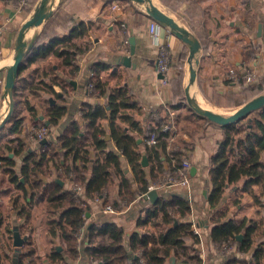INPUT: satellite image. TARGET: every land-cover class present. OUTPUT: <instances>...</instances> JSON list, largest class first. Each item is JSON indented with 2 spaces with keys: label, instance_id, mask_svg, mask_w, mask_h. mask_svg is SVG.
I'll use <instances>...</instances> for the list:
<instances>
[{
  "label": "crops",
  "instance_id": "obj_1",
  "mask_svg": "<svg viewBox=\"0 0 264 264\" xmlns=\"http://www.w3.org/2000/svg\"><path fill=\"white\" fill-rule=\"evenodd\" d=\"M114 1L118 3L117 9L111 8V3ZM39 2L40 0H32L31 4L19 9L17 0H0V113L3 106L1 100L2 95L4 97L6 67L13 61L18 30L34 13ZM153 2L199 41L195 58L188 59V45L173 32L169 33L167 26L155 20L160 25L159 42L166 44L170 58L168 79L164 84L160 81V74L154 63L157 44L150 39L147 31L149 22L154 19L146 9L138 6L139 2L132 0H57L53 6V4L50 5V0H47L45 6L51 9V15L42 25L34 26L36 36L33 46L42 45L56 35H63L74 23L84 21L87 24V34L84 38L77 40V43L87 45L88 48L76 57L75 63L78 70L71 78L68 77L69 66L62 65L61 58L53 54L37 56L34 60L23 59L24 65L16 77L17 90L13 97L15 101L13 111H17V114L23 117L21 131L30 122L32 123V120L42 119L46 124L48 105L51 106L54 103L64 104L65 112L58 119L57 124L49 126L51 129L49 141H53V137L67 127L71 121H77L81 129L85 131L86 123L79 112L81 102L88 101L91 104L104 105L108 95L114 94L118 99L129 98L134 103L133 108L119 109L113 120L114 125L125 127L130 134L137 136L136 129L144 128L150 119L151 112L164 115L166 110L167 112L171 110L169 108L171 104L183 105L180 95L184 93V88L188 83L189 90L192 88L195 91L199 102L207 105L204 101L207 100L209 105L218 109L227 108V106L213 104L209 99L213 95L220 97L227 92L237 91L241 85L242 77L235 83L228 80L230 67H233L240 76H244L246 71L253 70L256 73V79H264V0H154ZM125 37L128 40L126 47L122 45V39ZM131 47H133V53L130 52ZM121 56L128 57L129 64H124ZM195 59L198 61L195 62ZM191 67L195 70V78L189 82ZM91 72H94L103 84L102 95L87 93L85 89L86 80ZM58 78L67 81L69 79L70 83L66 90L63 91L57 84ZM51 89L58 92L63 100L54 95ZM240 105L235 106V109ZM172 110L176 116L182 109ZM127 114L130 118H127ZM130 121L135 123V127L130 126ZM110 122L107 112V117L100 120V124L109 135L105 138L109 139V147L115 149L113 140L110 139ZM4 124L0 126L2 141L12 137L23 139L21 132L17 134L6 132L5 128L3 129ZM182 135L187 137L185 132ZM222 136L223 127L214 122H204L192 139L191 148L185 151L191 167H194V170L189 173L192 200L190 214L195 217V222L199 227L200 238L196 249L201 260L200 264H223L233 257L249 259L257 245L264 248V229L260 230V234L254 237L253 244L243 253L237 252L236 244H231L219 251L211 242L210 232L215 222L210 216L213 213H221L220 221L233 219L239 223L243 219L246 221L256 219L260 222L255 196L264 202V185H251L248 190H242L241 185L244 179L226 187L221 201L215 208L209 207L205 201L206 187L209 184V157L215 153ZM137 139L140 140L138 136ZM23 140L26 141L25 137ZM27 143L32 149L39 148L37 143L28 140ZM55 147L58 152L62 150L58 144ZM6 154L15 159L14 169L18 174L21 156H13V153L9 151ZM89 154L93 157L94 150L89 148ZM61 159L60 156L54 157V161L59 163ZM121 164L126 175L132 178L131 169L123 157ZM0 168L3 169L4 166ZM4 173L5 180L0 186V211L3 216L0 229H5V225H8L10 220L11 227L15 223L19 228L23 224V218H17L16 211L12 208L15 195L10 198L9 194L15 191V194H20L18 201L24 202L21 196L22 190L9 180L7 172ZM42 178L45 181L49 179L44 175ZM72 183L66 179L64 187L70 190ZM5 184H10L11 189L5 187ZM132 184L136 185L134 181ZM157 190L167 191V193L184 192L178 186ZM108 191V198L113 199L117 193V183L114 182ZM28 197L29 188L27 187L25 199ZM87 203L90 205L88 221L107 219L116 222L123 227L125 242H127V236L137 229L136 222L140 210L150 204L142 195L136 197L122 210L114 209V212H105L102 208L103 204L96 200H87ZM39 206H42L45 211L44 204ZM11 231L13 232V228ZM85 231L86 225L78 234L80 247L84 243ZM24 233L20 234L24 235ZM31 235L33 239V234ZM47 236L50 238L48 234ZM54 239L56 240V238H50L51 247L54 245L60 247V250L61 246L54 244ZM32 243L33 240L30 244ZM22 246L21 252H24ZM32 246L35 256L37 251L43 254L44 264H53L48 258L49 249L45 254V250L42 251L36 244ZM10 250L13 254V244L0 250V263L4 253L12 256ZM65 261L70 264H91L82 253L75 260L65 256ZM173 261H175L174 258L170 257L169 262ZM176 264L186 263L178 261ZM260 264H264V256Z\"/></svg>",
  "mask_w": 264,
  "mask_h": 264
},
{
  "label": "trees",
  "instance_id": "obj_2",
  "mask_svg": "<svg viewBox=\"0 0 264 264\" xmlns=\"http://www.w3.org/2000/svg\"><path fill=\"white\" fill-rule=\"evenodd\" d=\"M86 34L87 24L84 21L74 23L63 35H56L42 45L32 46L25 60L53 54L61 58L62 65L69 66L68 77L71 78L78 70L76 57L88 48L87 45H79L77 40L84 38ZM23 65L22 62L19 70ZM92 73L86 80V85H93L92 94L102 95L103 84ZM69 83V79H57V84L63 91ZM240 84L237 91L227 92L220 97L215 95L211 101L213 99L215 104L235 107L264 92L262 78L251 83H244L241 78ZM16 90L14 84L13 97ZM51 91L63 100L58 92L53 89ZM124 107L133 108L134 103L129 98L118 99L114 94L108 95L104 105L83 101L79 112L86 123V130L83 131L77 121H71L53 137V141L39 142L37 150L19 137L2 141L0 136V166H4L3 170L8 173L9 180L22 190L21 196L24 200L18 201L20 194H16L13 199L12 208L15 209L17 218H23V224L18 230L24 233L22 228L31 217V208L44 204L47 212V234L50 238L58 239L61 246L60 250L54 245L50 248L48 258L53 264H70L65 261V256L75 260L81 253L91 264H176L178 261L200 264L196 249L199 238L192 231L188 216L192 200L185 196L169 192L143 207L137 218V229L127 236V242L123 227L116 222L107 219L88 221L90 205L87 200L104 195L102 204L110 203L113 209L122 210L136 197L146 193L150 184L162 179L165 172L174 174L180 166L182 156L186 154L185 151L191 148L192 139L200 125L211 122L190 107L185 111L184 105L171 104L168 106L171 109L183 108V111L174 115L175 129H162V125L170 121L167 110L164 115L157 114L156 117L151 112L144 128L136 129L140 138L138 140L127 128L114 125L116 114ZM47 111L48 126H54L65 112V105L54 103L48 105ZM107 112L111 120L110 139L113 140L115 149L109 147V139H105L107 133L100 124V120L107 117ZM127 118H130L129 114ZM35 121L45 124L42 119ZM22 122L23 117L14 110L3 129L9 134H17L21 132ZM130 126L135 127V123L130 121ZM220 126L223 127V136L218 141L215 153L209 157L208 165L209 184L206 187L205 201L211 208L219 204L226 187L231 184H237L244 179L242 190H248L251 185H264V105L244 117ZM152 132H155L157 141L147 145L145 138ZM183 132L187 137L182 135ZM57 144L62 149L60 152L55 149ZM89 148L94 150L93 157H90ZM7 151L13 153V156H21L18 174L14 169L16 161L6 154ZM59 156L62 158L60 163L54 161V157ZM122 157L131 169L132 178L123 170ZM143 157L146 158L145 165L141 163ZM43 175L49 178L48 181L42 178ZM66 179L83 187L84 199L64 187ZM114 182L117 183V193L113 199H109L108 190ZM27 187L29 197L25 199ZM255 204L260 222L256 219H243L239 223L233 219L220 221L219 212L210 216L215 222L210 236L216 250L220 251L231 244H236L238 253L249 249L254 237L264 229V202L255 196ZM2 223L3 216L0 211V226ZM84 225V243L80 247L78 234ZM11 228L5 225V229L10 232V238ZM237 235H241V238L237 239ZM27 242L30 243V235H27L25 243ZM34 253V248L19 253L17 264H35ZM263 256L264 248L257 245L249 259L233 257L223 264H260ZM170 257L175 261L170 263ZM6 262L12 263V256L4 253L0 264Z\"/></svg>",
  "mask_w": 264,
  "mask_h": 264
},
{
  "label": "water",
  "instance_id": "obj_3",
  "mask_svg": "<svg viewBox=\"0 0 264 264\" xmlns=\"http://www.w3.org/2000/svg\"><path fill=\"white\" fill-rule=\"evenodd\" d=\"M47 0H40L38 6L34 10V13L20 26L17 36H16V44H15V54L13 57V61L6 67L5 80L3 85V94L8 103V108L6 115L1 120L0 126L4 124L7 118L13 111L14 108V98H13V87L15 84L16 77L19 72V68L23 59L25 58L29 49L33 46V42L35 39V33L30 37V39L25 40L24 33L31 26H40L45 20L51 15V9H47L45 6V2ZM139 3L146 2L147 5L145 9L147 13L159 23L167 26L171 32H173L179 39L185 42L189 47L188 59L194 58L196 51L199 48V41L191 36L185 28L178 25V23L168 14H166L163 10H161L157 5L153 3L152 0H132ZM131 53H133V47H131ZM122 62L124 64H129V58L126 56H121ZM195 62L198 60L195 59ZM127 65V64H126ZM195 78V70L191 67L189 71V82L193 81ZM184 93L186 100L188 101L190 107L199 115L206 117L211 122H214L219 125L228 124L233 122L245 115H248L252 110L257 109L264 105V92L258 94L248 101L244 102L238 108L235 109L232 113L225 115L219 112L212 111L210 109H204L198 104H196L193 99L189 95V83L184 88ZM48 124V121H45ZM107 134L105 138H108ZM42 140L41 142H43ZM141 163L143 165L146 164V158L143 157L141 159ZM194 167H191L190 171H193ZM61 183V181H59ZM167 194V191H158L156 188H152L147 190L146 193L142 195V197L148 201L150 204L154 203L157 198L162 195ZM180 196H185L187 199H191V194L187 192H176ZM237 239L241 238V235H237ZM26 240V235H21L18 226H13L12 232V244L14 247L12 254V264H17V257L21 252V246ZM60 247H57L59 250Z\"/></svg>",
  "mask_w": 264,
  "mask_h": 264
},
{
  "label": "built area",
  "instance_id": "obj_4",
  "mask_svg": "<svg viewBox=\"0 0 264 264\" xmlns=\"http://www.w3.org/2000/svg\"><path fill=\"white\" fill-rule=\"evenodd\" d=\"M29 1L30 0H17L18 8L21 9L22 7L26 6L29 3ZM111 8L117 9L118 3L115 1L112 2ZM159 29H160V25L158 24V22H156L155 20H151L149 22L148 28H147L148 35L150 39L157 44V51L154 56V63H155L157 72L160 74V78H161L160 81L161 83L164 84L166 83L168 79V73H169V68H170V58H169V51L167 49L166 44L159 42V39H158ZM167 31L170 33L169 28H167ZM127 44H128V40L126 39L124 41L123 46L126 47ZM92 74L93 73L91 72L89 76ZM228 77L232 79V82L234 83L239 81L241 77L243 78L244 83H251L255 79L256 73L255 71L250 70V71H246L244 76H240L233 67H230L228 70ZM85 89L87 93H91V91L93 90V85L91 83H88V85H85ZM168 113L170 116V121L162 125L163 130L175 129L174 111L172 109L171 110L169 109ZM154 114L156 117L157 113H154ZM50 139H51V129L48 125L41 124L40 126L30 127L28 141L38 144L42 140L49 141ZM170 139H173V137H171ZM156 141H157V138L155 137V132H152L151 135L145 138V143L147 145L154 144ZM190 167H191V163H190L189 157L187 154H184L182 156V161L180 163V166L176 169L175 173L171 174L169 171H167L162 177L163 180L156 181L150 184L147 187L148 190L152 188L162 189V188L178 186V187H181L184 190V192H187L188 194H190V186H191V176L189 174ZM70 190L79 198L81 199L85 198L83 194V187L81 185L72 183L70 185ZM103 197L104 195L100 197H95L93 200H96L102 203ZM102 208L105 212H114V209L112 208L110 204H103ZM189 220L191 222L192 231L198 235V238H200L199 227L195 222V217L190 214Z\"/></svg>",
  "mask_w": 264,
  "mask_h": 264
},
{
  "label": "rangeland",
  "instance_id": "obj_5",
  "mask_svg": "<svg viewBox=\"0 0 264 264\" xmlns=\"http://www.w3.org/2000/svg\"><path fill=\"white\" fill-rule=\"evenodd\" d=\"M39 1V0H38ZM154 1V0H153ZM31 2H32V0H30L29 1V3L27 4V5H29V4H31ZM154 3V2H153ZM26 5V6H27ZM147 5V3L146 2H143V3H139L138 4V6L139 7H141V8H143V9H145V6ZM126 40V37L125 38H123L122 39V45H124V41ZM195 58V57H194ZM194 58H192V59H194ZM193 65H194V63H192ZM258 79V78H257ZM256 78L253 80V81H255V80H257ZM228 80H230V81H232V79H228ZM234 80V79H233ZM263 93V92H262ZM261 94V93H260ZM180 97H181V103H183V105H184V110L187 108V107H190V105H189V103H188V101L186 100V97H185V94L182 92L181 93V95H180ZM216 96L215 95H213L211 98H215ZM254 97V96H253ZM192 98V97H191ZM252 98V97H251ZM250 98V99H251ZM193 99V98H192ZM209 100H211V99H209ZM193 101L196 103V101L193 99ZM205 101V103L207 104V105H209L208 103V101L207 100H204ZM37 102V101H36ZM211 103H213L214 104V101H213V99H212V101H210ZM1 104H3V106H2V112L0 113V120H2L3 119V117L6 115V112H7V107H8V105H7V101H6V99L3 97V95H2V100H1ZM211 108H213V109H216V107H213L211 104L209 105ZM225 106V105H224ZM191 108V107H190ZM235 109V107L234 106H231V107H229V106H227V108H218V109H216V110H219L220 112H222V114H225V115H228V114H230V113H232L233 111H235L234 110ZM181 111H183V108H182V110ZM186 111V110H185ZM17 112V111H16ZM19 115V114H18ZM41 124L40 123H37L35 120H32V123L30 122V124L29 125H26V127H24V128H22V131H21V133H22V135H23V139H24V137H25V140H26V144H28V145H30L29 143H27V140H28V136H29V129H30V127H32V126H40ZM180 128V127H179ZM4 137V136H3ZM0 170H2V172L0 173V186H2V184H3V182H4V180H5V176L3 175V174H5L4 172V170L3 169H1L0 168ZM163 177V176H162ZM161 177V178H162ZM8 178H9V176H8ZM160 180H163V179H160ZM159 180V181H160ZM5 187H8V189L10 190L11 189V186H10V184H5L4 185ZM16 192L15 191H13L12 193H10L9 195H11L10 196V198H12L14 195H16L15 194ZM107 204H110V203H107ZM40 204H38V205H35V206H33V208H32V214H31V217H30V220L28 221V223H27V225H25L23 228H22V231L23 232H25L24 233V235H26V238H27V235H30V236H32L31 235V233L33 234V239H32V237H30V243H31V240H33V243L32 244H30V243H28L27 242V244H23V249L25 250V251H27V250H29V249H31L33 246L32 245H34V244H36L38 247H39V249H41L42 251L43 250H45V254H46V252H48V249L50 250V248H51V245H50V238H48V236H47V234H46V230H47V227H48V225H47V222H46V215H47V212L46 211H44V209L42 208V206H39ZM113 208V207H112ZM6 209V208H5ZM4 209V210H5ZM5 215V214H4ZM10 220V219H9ZM9 224V227H10V225H11V220H10V222H8ZM13 226H18V225H16L15 223L13 224ZM13 226H12V228H13ZM5 232H6V234H5ZM9 234H10V232L9 231H7V230H5V229H0V250L1 249H4V248H6V247H8V245L10 244H12V238H10L9 237ZM54 244H56V245H60V243H59V241L56 239H54V242H53ZM3 245V246H2ZM6 246V247H5ZM36 247V246H35ZM37 249V248H36ZM37 251V250H36ZM9 252H11V250L9 251ZM11 254H12V252H11ZM42 257H43V254L41 253V251L40 252H38L37 251V253H36V256H35V254H34V262H35V264L37 263V264H44L43 263V261H42ZM6 264H11V263H9V262H6Z\"/></svg>",
  "mask_w": 264,
  "mask_h": 264
},
{
  "label": "bare ground",
  "instance_id": "obj_6",
  "mask_svg": "<svg viewBox=\"0 0 264 264\" xmlns=\"http://www.w3.org/2000/svg\"><path fill=\"white\" fill-rule=\"evenodd\" d=\"M56 2H57V0H50V5L53 4V6H54L56 4ZM35 31H36V27H34V26L29 27L24 33L25 39H27V40L30 39V37L35 33ZM189 95H190V97H192L196 101V104H198L202 108L210 109L212 111L222 113L219 110L211 109V107L209 108L208 105H205L204 103L199 102V100L197 99L196 93L192 88H191V90H189Z\"/></svg>",
  "mask_w": 264,
  "mask_h": 264
}]
</instances>
